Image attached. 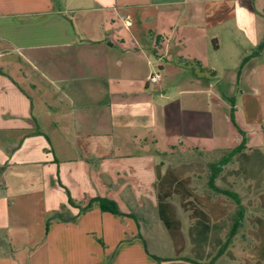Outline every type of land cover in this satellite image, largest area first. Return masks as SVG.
<instances>
[{"label":"crops","instance_id":"obj_1","mask_svg":"<svg viewBox=\"0 0 264 264\" xmlns=\"http://www.w3.org/2000/svg\"><path fill=\"white\" fill-rule=\"evenodd\" d=\"M262 43L264 0H0V264H264Z\"/></svg>","mask_w":264,"mask_h":264},{"label":"trees","instance_id":"obj_2","mask_svg":"<svg viewBox=\"0 0 264 264\" xmlns=\"http://www.w3.org/2000/svg\"><path fill=\"white\" fill-rule=\"evenodd\" d=\"M263 46H264L263 43L260 44L256 51L261 50V49L263 48ZM252 54H253V53H252ZM246 59H247V57L242 61V63H243ZM243 148H244V143L241 142L240 145H239L238 147H236L235 149L231 150V151L227 154L228 157H223V158H222V159H221L216 165H211L210 167L212 168V171H213L212 174H213V175H212V177L209 178V182H208L210 188H211L213 191H215V192H220V193H222V194H224V195H226V196L232 198L233 201L235 202L237 208H238V211H241V209H242L241 204H240V201H239V199H238V196H237L236 194H232V193H230L229 191H221V190L217 189V188L214 186L213 182H214V179H215V178L218 176V174L220 173V167H221V166H224L225 164H227V163L229 162L230 158H231L234 154L240 152ZM93 201H98V202L100 203L101 208H102L103 210H109V211L112 212L113 214H118L117 211L115 210V208H114L113 206H111V204H110L107 200H105V199H94ZM68 202H69L70 205H73V201H72L70 198H69ZM87 208H89V205H88V207H85V208L82 209L81 211L83 212V211H85ZM241 218H242V217H239L238 220L241 219ZM51 220H57V221H59V222H68V221H73L74 218H68V219H66V218H64L63 214H61V213H56V214L52 217ZM238 220H237V219L234 220V223H233V225H232V228H231V230L229 231V233H228V235H227V237H226V240L224 241V243H223L222 246L220 247V249H219V251H218V253H217L216 256L221 255V254L223 253V251L227 248V246H228V244H229V242H230V239H231V237H232V235H233V231H234V229L236 228V226L238 225V222H239ZM155 259H156V258H155ZM156 260H159V259H156ZM212 262H213V260L210 261L208 264H212Z\"/></svg>","mask_w":264,"mask_h":264},{"label":"built area","instance_id":"obj_3","mask_svg":"<svg viewBox=\"0 0 264 264\" xmlns=\"http://www.w3.org/2000/svg\"><path fill=\"white\" fill-rule=\"evenodd\" d=\"M160 78H161L160 74L158 72H156V73L150 75L147 80L150 83H158L160 81Z\"/></svg>","mask_w":264,"mask_h":264}]
</instances>
